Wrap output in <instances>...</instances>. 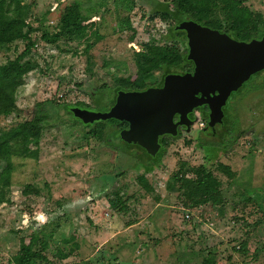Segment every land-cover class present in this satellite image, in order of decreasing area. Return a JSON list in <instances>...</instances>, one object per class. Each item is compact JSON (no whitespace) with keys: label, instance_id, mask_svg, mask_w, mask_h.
<instances>
[{"label":"rangeland","instance_id":"rangeland-1","mask_svg":"<svg viewBox=\"0 0 264 264\" xmlns=\"http://www.w3.org/2000/svg\"><path fill=\"white\" fill-rule=\"evenodd\" d=\"M168 1L135 0L130 10L126 0H24L33 3L29 20L34 29L49 33L55 31L63 8L80 4L84 14L99 18L103 40L88 53L77 42L39 43L32 55L38 69L18 90V110L0 121V126L30 120L35 105L44 101L68 108L85 103L88 109L106 111L113 105L115 78L131 72L136 49L168 33L170 22L153 14L162 11L161 5ZM247 5L264 15V0H247ZM126 16L135 35L121 31L120 21ZM23 50L22 43L15 44L7 56L14 59ZM257 80L264 83V72ZM75 84L82 89L69 92ZM256 85L246 84L229 112L233 123L226 130L229 139L230 133L234 138L245 133L230 143V153L203 147L202 140L219 137L198 113L181 137L170 142L165 158L151 168V160L138 161L139 156L132 157L113 136L114 127L107 125L105 144H101L89 135L94 125L85 126L73 116H65L60 107H50L52 119L39 144L38 159L14 160L8 192L13 204L0 205V264H13L22 236L17 231L28 234L43 224L50 237L49 264H202L210 252L216 253L217 264H264V88L254 89ZM225 155L236 168L232 181L216 167ZM201 165L219 177L224 197L222 205L206 214L184 208L173 180L179 170ZM141 176L153 187L152 193L144 190ZM170 184L176 189L171 193L167 190ZM27 185L40 193L25 196ZM114 192L123 198L124 212L111 207ZM30 217L32 221L26 222ZM58 218L60 221L53 222ZM73 228L79 234L80 249L63 260L58 251L71 252L72 245L62 241Z\"/></svg>","mask_w":264,"mask_h":264},{"label":"trees","instance_id":"trees-1","mask_svg":"<svg viewBox=\"0 0 264 264\" xmlns=\"http://www.w3.org/2000/svg\"><path fill=\"white\" fill-rule=\"evenodd\" d=\"M126 1L127 4H131L130 10H132L135 0ZM161 6H163L162 11L158 9L153 14L160 15L166 22H170L171 27L166 35H161L159 41L152 38L143 45L142 49H136L134 59L129 65L131 72L115 78L114 89L116 91L113 103L119 90H144L163 85L165 76L171 72L177 71L183 74L193 72V63L187 61L188 47L185 32L174 33V29L182 21L195 20L205 29L226 32L243 42L259 40L264 37V16L254 13L247 5V0H171ZM32 9L33 3L25 4L24 0H0V121L2 122L18 110L16 105L18 90L26 84L27 76L38 69V64L33 60L32 55L39 43L57 45L61 41L77 42L80 45H85L84 52L88 53L96 46L97 42L103 40L98 30L99 18L84 14L78 3L63 8L59 14L55 31L52 33L41 28L34 29L29 20ZM120 22L121 31L129 30L133 31L134 35L136 34L129 16ZM37 32H41L40 37L35 36ZM174 38H179L180 41H169ZM18 43L24 45V50L14 59L8 57L7 53L13 45ZM157 73L161 74L160 77L153 80ZM79 89H82V85L75 84L69 89V92ZM82 105L87 108L85 103L69 106L81 107ZM52 106L60 107L65 116H72L66 110L67 105L59 106L54 101H44L35 105L33 117L30 120L0 126V205L13 204L8 198V192L13 184L14 160L16 158L38 159L39 144L52 119L50 113ZM203 112L205 119L208 120L207 108ZM107 125L117 129V132L129 126L127 122L119 120L97 123L89 132L90 137L105 144L104 135L108 128ZM221 133L220 141L202 140V144L204 143L206 147L222 148L225 153H230V143L234 144L239 141L243 134L240 132L234 138L230 133L229 139L226 130ZM180 137H166L162 141V150L155 158L148 156L142 148L136 145H134L135 150L139 149L140 153L135 155L136 151H131L130 154L133 157L134 155L139 156L141 152L144 153L145 158L151 160V163L148 164V168H151L165 158L170 142ZM115 149L118 150V148ZM222 158L216 165L218 172L232 181L236 177L234 167L227 160V155ZM173 180L178 184L176 193L178 201L187 210L201 211L206 214L210 212V209H214L224 202L219 177L204 165L181 169L173 175ZM139 181L146 192L154 191L145 176H141ZM167 190L171 193L176 189L170 184ZM39 193V190L33 185H27L23 190L25 196L38 195ZM113 195L115 199L110 200L111 207L114 209L119 207L118 211L120 212L127 210L120 193L114 192ZM104 196H109V194L105 193ZM22 221L24 222V220ZM25 221L31 222L32 219L31 217L30 219L26 218ZM58 221L60 218L53 222ZM43 225L28 234L16 232L22 236L19 237L20 246L13 257V264H49L47 250L50 246V237L46 235ZM56 227H60V224ZM50 236L53 237V233ZM78 236L75 228L70 229L69 234L63 236L62 242L71 244L72 249L69 253L58 251L61 259H69L75 250L80 249V245L76 242ZM246 244V242L243 243L242 250L245 249ZM215 255L216 253L210 252L202 264H217Z\"/></svg>","mask_w":264,"mask_h":264},{"label":"water","instance_id":"water-1","mask_svg":"<svg viewBox=\"0 0 264 264\" xmlns=\"http://www.w3.org/2000/svg\"><path fill=\"white\" fill-rule=\"evenodd\" d=\"M176 32H185L192 73L171 72L162 88L119 90L106 111L80 106H69L67 111L85 126L110 120L127 122L129 128L115 138L139 146L151 158L162 150L163 136L175 137L179 127L190 126L191 114L198 108L208 107L210 129L222 125L232 95L264 71V37L243 42L226 32L205 29L195 20L180 22Z\"/></svg>","mask_w":264,"mask_h":264},{"label":"flooded vegetation","instance_id":"flooded-vegetation-1","mask_svg":"<svg viewBox=\"0 0 264 264\" xmlns=\"http://www.w3.org/2000/svg\"><path fill=\"white\" fill-rule=\"evenodd\" d=\"M264 16V15H263ZM264 72V71H263ZM263 72H261V73H263ZM261 73H259V74H256L255 76H253L252 77V79L247 83V84H250V85H253V84H257L255 87H254V89H256V88H264V83H263V81H261V80H257V76L258 75H260ZM246 86V85H245ZM155 87H159V88H162L163 87V85H157V86H155ZM242 90V89H241ZM241 90L238 92V93H236V94H233L232 95V97L229 99V101H228V103H227V106L224 108V116H223V124L222 125H219V124H217L215 127H214V130H215V133L218 135V137H219V139L218 140H214V142H216V141H220V139H221V136H222V133H220V131L219 130H221V131H223V130H227V128L230 126H232L233 125V123L231 122V117H229V112H231L232 111V105H234V100L236 99V97H238V96H240V92H241ZM232 100V101H231ZM114 104V103H113ZM205 108H207V110H208V107H203V108H198V109H196V110H194V113L193 114H191V118H192V120H194V117H195V115L196 114H200V115H203V117L205 118V114H204V110H205ZM208 115H209V110H208ZM209 118V117H208ZM228 118H229V120H230V122H228ZM237 119H240V117L238 118L237 117ZM175 121L176 122H178L179 121V117H176V119H175ZM234 121V120H233ZM208 123H209V119H208ZM127 128H129V126L127 127ZM126 128V129H127ZM220 128V129H219ZM184 128L183 127H179V129H178V136H181V131L183 130ZM125 130V129H124ZM120 131H122V130H120ZM120 131H118V132H120ZM117 132V129H116V133L115 134H117L118 133ZM240 133V132H239ZM245 133H243L242 134V136L244 135ZM115 136V135H114ZM177 136V137H178ZM241 136V137H242ZM166 137H172V136H169V135H166V136H163L162 138H161V144H162V146H163V143H162V141L166 138ZM240 137V138H241ZM119 139V141H121L120 140V138H118ZM211 140H213V139H211ZM123 143V145L127 148V149H129V152H131V151H136L135 153H140V150L138 149V150H135V147H134V144L133 145H128V144H126V143H124V142H122ZM204 147H206V146H204ZM208 148H213L212 146H209ZM216 149H222V148H216ZM126 153V152H125ZM139 157L140 158H136L138 161H143L144 159H145V155H144V153H142L141 152V154L139 155ZM144 158V159H143Z\"/></svg>","mask_w":264,"mask_h":264},{"label":"built area","instance_id":"built-area-1","mask_svg":"<svg viewBox=\"0 0 264 264\" xmlns=\"http://www.w3.org/2000/svg\"><path fill=\"white\" fill-rule=\"evenodd\" d=\"M169 1H171V0H169Z\"/></svg>","mask_w":264,"mask_h":264},{"label":"crops","instance_id":"crops-1","mask_svg":"<svg viewBox=\"0 0 264 264\" xmlns=\"http://www.w3.org/2000/svg\"><path fill=\"white\" fill-rule=\"evenodd\" d=\"M251 1V0H250Z\"/></svg>","mask_w":264,"mask_h":264}]
</instances>
